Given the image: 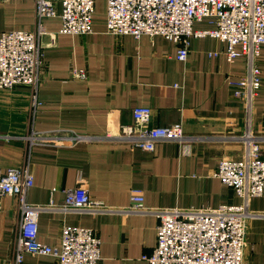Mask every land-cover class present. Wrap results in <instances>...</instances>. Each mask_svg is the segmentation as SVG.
<instances>
[{"label":"crops","instance_id":"1","mask_svg":"<svg viewBox=\"0 0 264 264\" xmlns=\"http://www.w3.org/2000/svg\"><path fill=\"white\" fill-rule=\"evenodd\" d=\"M97 0L93 31L61 33L60 17L45 18L41 39L44 72L38 92L19 85L0 89V167L28 170L34 184L26 200L60 205L81 183L94 200L114 212L47 210L39 217V241L57 246L65 225L92 228L100 237V264H149L159 218L128 212L134 188L143 190L148 208H218L243 203L234 188L215 176L222 159L243 158L251 138L260 139L264 160V45L257 64L263 84L248 115L230 80L247 75L245 57L230 61L226 43L192 37L185 61L173 41L147 34L108 32L107 2ZM61 8V7H60ZM34 0H0V35L36 28ZM209 19L195 29H210ZM238 49H241L238 47ZM217 53V55H215ZM74 70L87 77L77 78ZM152 109L147 126L181 123L188 141L158 142L152 151L126 142L100 139L124 125L139 128L133 109ZM51 133L53 143L38 142L34 133ZM85 137L72 144L60 136ZM50 137V138H53ZM35 139V140H34ZM246 264H264V192L249 201ZM20 198L6 196L0 210V264H11L17 249ZM20 264H58L52 255L25 252Z\"/></svg>","mask_w":264,"mask_h":264},{"label":"built area","instance_id":"2","mask_svg":"<svg viewBox=\"0 0 264 264\" xmlns=\"http://www.w3.org/2000/svg\"><path fill=\"white\" fill-rule=\"evenodd\" d=\"M37 25L34 30H11L0 35V89H13L19 85L38 92L44 72L42 37L49 35L55 42L56 33L48 32L45 18L60 17L61 33L89 34L93 31V16L97 0H34ZM108 32L115 35H160L177 46V58L185 61L192 37L211 36L226 43L225 54L230 61L245 57L247 75L230 80L234 93L245 104L251 115L253 100L263 81L257 64L264 45V0H108ZM61 7V8H60ZM209 19L210 29H195L196 21ZM240 47L241 49H238ZM217 55V53L215 54ZM73 75L84 79V70H74ZM152 109L138 106L133 116L140 125H124L118 133H107L98 138L126 142L143 150H154L158 142H185L189 137L181 123L168 126H147ZM41 143H53L57 138L51 133H34ZM53 138H50L52 137ZM34 139V140H35ZM85 137L60 136L68 144L85 140ZM215 176L231 186L243 197L239 205L225 204L218 208H148L143 190L134 188L128 212L156 215V246L145 255L149 264H246L248 247V218L253 215L249 201L264 192V160L261 158L260 139L252 137L241 159H222ZM34 178L26 170L0 167V210L6 196L20 198L21 219L16 239V255L11 264H20L23 254L52 255L58 264H100L101 239L88 227L65 225L57 246L38 239L39 217L47 210L62 212H89L93 214L114 212L103 201L91 198L81 183L70 190L60 205H34L26 200L27 191ZM10 264V262H9Z\"/></svg>","mask_w":264,"mask_h":264}]
</instances>
